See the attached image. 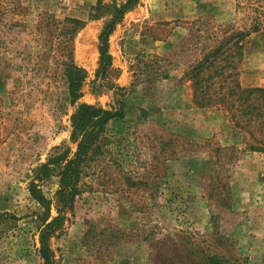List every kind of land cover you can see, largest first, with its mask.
Here are the masks:
<instances>
[{
  "label": "rangeland",
  "instance_id": "374dc122",
  "mask_svg": "<svg viewBox=\"0 0 264 264\" xmlns=\"http://www.w3.org/2000/svg\"><path fill=\"white\" fill-rule=\"evenodd\" d=\"M123 1L2 0L0 264H45L30 186L58 215L81 103L119 115L51 238L56 264H264V150L224 105L197 103L186 75L240 29L236 78L264 87V0H138L109 34L111 64L98 75L101 32ZM71 18L83 21L76 31ZM71 58L86 71L74 103Z\"/></svg>",
  "mask_w": 264,
  "mask_h": 264
},
{
  "label": "trees",
  "instance_id": "16d2710c",
  "mask_svg": "<svg viewBox=\"0 0 264 264\" xmlns=\"http://www.w3.org/2000/svg\"><path fill=\"white\" fill-rule=\"evenodd\" d=\"M138 0H125L116 10L113 22L106 26L100 35V66L98 75H104L111 64L112 56L109 52L108 37L120 16ZM2 0H0V7ZM76 31L83 25L78 18H71ZM249 35V31L240 29L221 40L211 49L186 75L193 79L194 98L199 104L220 103L230 112L236 125L250 134L252 149L264 150V87H243L237 80L238 59L242 49V41ZM231 42L230 44H226ZM234 52V53H233ZM225 56H222L224 55ZM234 54V55H233ZM231 58H230V57ZM222 60L226 62L222 64ZM217 61V63H216ZM216 63V64H215ZM216 65V66H215ZM215 67L214 71L204 75L203 72ZM66 77L72 102H76L82 95V87L86 71L76 65L71 58L66 63ZM224 88V89H223ZM118 110H107L102 106L81 103L72 116V140L77 143V150L72 157L60 168L58 176L59 188L56 191V206L58 215H51V199L43 190L34 184L30 186L32 196L42 206L39 213L40 253L45 264H56L55 255L51 247L52 236L62 228L66 219V209L72 207L76 196L81 192L79 183L86 174V168L104 154L108 145L107 124L118 117ZM47 168V166H46ZM0 216L3 218L6 216ZM214 264L223 262L213 257Z\"/></svg>",
  "mask_w": 264,
  "mask_h": 264
}]
</instances>
